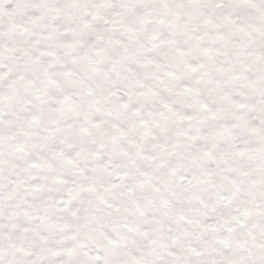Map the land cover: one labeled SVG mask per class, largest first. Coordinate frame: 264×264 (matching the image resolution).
I'll list each match as a JSON object with an SVG mask.
<instances>
[{
    "label": "snow or ice",
    "instance_id": "snow-or-ice-1",
    "mask_svg": "<svg viewBox=\"0 0 264 264\" xmlns=\"http://www.w3.org/2000/svg\"><path fill=\"white\" fill-rule=\"evenodd\" d=\"M0 264H264V0H0Z\"/></svg>",
    "mask_w": 264,
    "mask_h": 264
}]
</instances>
